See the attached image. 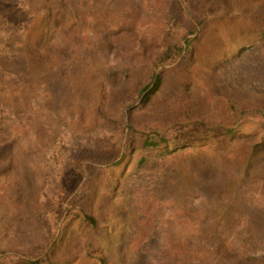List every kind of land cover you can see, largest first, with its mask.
Segmentation results:
<instances>
[{"label":"rangeland","instance_id":"rangeland-1","mask_svg":"<svg viewBox=\"0 0 264 264\" xmlns=\"http://www.w3.org/2000/svg\"><path fill=\"white\" fill-rule=\"evenodd\" d=\"M176 1L0 0V264H264V123L227 132L230 103L264 109V0H190L213 8L194 61L157 67Z\"/></svg>","mask_w":264,"mask_h":264},{"label":"trees","instance_id":"trees-1","mask_svg":"<svg viewBox=\"0 0 264 264\" xmlns=\"http://www.w3.org/2000/svg\"><path fill=\"white\" fill-rule=\"evenodd\" d=\"M224 0H218L216 5H221ZM176 5L178 9L183 13L184 18L187 21V25L184 24L182 17L177 13V10L174 11L172 9V14H170L169 20L167 21L166 33L171 37V41L165 45V47L159 52L156 60L157 67H163L168 64L176 63L177 67L187 68L189 69L192 65L195 58V46L200 38V34L205 28L208 26V14L211 9L210 8L203 9L200 6V3H194L190 0H177ZM59 6L55 7L54 18L56 21L62 18V10L58 9ZM50 6L45 10V15H50ZM261 41L264 43V29L260 32ZM262 43V44H263ZM163 72L162 70L154 73L150 79V81L143 86L138 92V97L140 99V105L146 104L152 95L158 90L159 86L162 82ZM242 103H230V112L232 118V126L227 128V132L232 134L236 128L240 125L245 113L258 118L261 122L264 123V109H254V110H245L242 109ZM180 135L175 132L172 138V142L175 145L181 144ZM141 145L144 148L149 147H158L163 145L164 152L170 151V139L165 138L156 132H147L141 137ZM133 138L129 137L124 141L122 148L119 152V158L125 156L126 152L132 147ZM87 160L94 162L97 161L98 157L96 154L92 153L90 156L86 158ZM85 156L82 151H79L78 159L75 160L74 169L80 173L83 177L86 174L82 166V161H85ZM145 161V157L141 156L138 163L141 164ZM120 162H116L118 165ZM75 205L74 200H69L66 205L67 214H72L74 216L80 215L87 221L95 224V220L93 217L85 212H77L73 211V207ZM225 249L223 246H213L210 248V252L213 254H218L221 257H224L223 254ZM215 252V253H214ZM223 254V255H222ZM208 255L206 254L205 246H196L194 247V252L190 256L191 264H202L205 259H207ZM101 264H106L103 257H99ZM47 264H53L51 262H47Z\"/></svg>","mask_w":264,"mask_h":264}]
</instances>
